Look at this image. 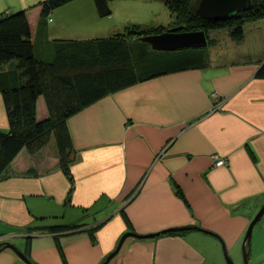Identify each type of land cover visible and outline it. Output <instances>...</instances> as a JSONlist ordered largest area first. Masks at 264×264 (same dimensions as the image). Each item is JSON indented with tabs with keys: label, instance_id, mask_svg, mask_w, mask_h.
<instances>
[{
	"label": "crops",
	"instance_id": "crops-1",
	"mask_svg": "<svg viewBox=\"0 0 264 264\" xmlns=\"http://www.w3.org/2000/svg\"><path fill=\"white\" fill-rule=\"evenodd\" d=\"M37 1L0 0V13ZM131 5L118 6L122 18L112 2L107 16L97 14L94 0L54 8L36 26L35 55L51 58L54 39L113 34L130 20L124 8ZM214 31L204 67L123 87L68 118L71 190L53 136L34 153L20 150L0 172V264H27L5 241L33 264H101L126 232L182 226L200 229L127 236L106 264H227L224 250L242 264L245 232L264 203V78L255 76L264 59V17L244 23L241 42ZM220 45L227 48L211 51ZM36 113L47 115L41 96ZM7 128L0 93V129ZM217 158L224 164L215 165ZM46 217L100 225L93 237L82 227L50 232ZM246 246L247 263L264 264V213Z\"/></svg>",
	"mask_w": 264,
	"mask_h": 264
},
{
	"label": "trees",
	"instance_id": "trees-1",
	"mask_svg": "<svg viewBox=\"0 0 264 264\" xmlns=\"http://www.w3.org/2000/svg\"><path fill=\"white\" fill-rule=\"evenodd\" d=\"M71 0H40L28 7L0 13V93L8 118V128L0 129V172L21 149L34 153L51 136L55 141L60 170L72 176L69 165L73 143L68 118L102 96L134 83L162 74L204 67L207 53L202 48L157 51L140 39L160 33L164 25L125 23L113 34L90 39H54L52 57L39 58L34 52V37L38 22L50 12ZM111 0H94L97 14L111 13ZM171 24L183 31L203 30L207 44L216 39L214 30H226L236 42L244 39V23L264 17V0H252L241 10L224 20L203 19L194 13L193 0H163ZM14 62V69L3 66ZM255 76L264 78V59ZM43 97L47 115L39 119L36 113L38 97ZM178 194L182 195L178 189ZM100 223L54 224L44 226L50 232L83 228L90 237Z\"/></svg>",
	"mask_w": 264,
	"mask_h": 264
},
{
	"label": "water",
	"instance_id": "water-1",
	"mask_svg": "<svg viewBox=\"0 0 264 264\" xmlns=\"http://www.w3.org/2000/svg\"><path fill=\"white\" fill-rule=\"evenodd\" d=\"M252 0H199L197 7L194 9L195 15L203 18V19H211V20H224L238 11L246 10L250 7ZM181 26H174L166 29L163 32L149 34L145 36H141L140 39L142 41L147 42L151 49L157 51H173L179 49H188V48H202L207 45V37L203 30H193V31H183L181 30ZM73 155L71 156V158ZM264 213V203L260 206L257 213L254 215L253 219L250 221L247 230L244 235V241L242 244V254H243V263L247 264L248 262V246L250 242V236L252 232L253 225L260 219L262 214ZM196 228L200 229L198 226H182V227H172L169 229H164L157 233H149V234H136L133 232L124 233L115 249L110 252L104 261L101 264H106L110 258H112L116 252L119 250L123 240L127 236H135V237H153L158 233H164L167 231H181L185 229ZM4 247L11 248L16 254L22 258L27 264H33L26 255L20 251L16 246L12 243L5 244ZM224 256L227 264H234L231 257L227 254L226 250H224Z\"/></svg>",
	"mask_w": 264,
	"mask_h": 264
},
{
	"label": "rangeland",
	"instance_id": "rangeland-1",
	"mask_svg": "<svg viewBox=\"0 0 264 264\" xmlns=\"http://www.w3.org/2000/svg\"><path fill=\"white\" fill-rule=\"evenodd\" d=\"M139 1H142L144 3V6L139 5ZM198 1L199 0H193L192 7H194V9L197 7ZM111 2L114 3L115 8L120 12L119 17H121V18H122L123 13H122V9L119 10L118 6L122 8L125 6V4L129 5L131 2H134V5H131V7H127L126 9L124 8V10H126L127 16L130 18V20H127L128 23H137V24H142V25H160L161 24V25H164L165 27H168V28L174 27V24H171L172 21H171L169 12L163 3L156 2L154 0H111L110 3ZM118 11H116V13H118ZM124 13H125V11H124ZM117 16H118V14L115 16H112V17L116 18ZM168 18H169V20H168ZM261 18H263V17H261ZM89 23L90 24L94 23V24H92V26L99 25L98 24L99 22L96 24V22L90 21ZM250 23H252V22H250ZM249 25H251V24H249ZM175 26H177V25H175ZM88 29H91V28L88 27ZM214 32L215 31L210 32L209 35L212 37V35H214ZM254 36H256V35H254ZM220 48L226 49L227 47L224 45H220V47H218V48L212 47L211 51H217V49H220ZM202 49H206L208 51V49H210V47L208 45L206 47H202ZM43 220H47V221H44V222H47V224H59V222H61V221H55V218H53V217H51V218L46 217ZM58 220H60V219H58ZM11 240H14L16 242L17 238H14ZM8 243H10V242L5 241L3 243V246H5V244H8ZM240 260H241L242 264H244L243 263L242 250L240 253Z\"/></svg>",
	"mask_w": 264,
	"mask_h": 264
},
{
	"label": "built area",
	"instance_id": "built-area-1",
	"mask_svg": "<svg viewBox=\"0 0 264 264\" xmlns=\"http://www.w3.org/2000/svg\"><path fill=\"white\" fill-rule=\"evenodd\" d=\"M214 97H216L215 94H213ZM224 159L223 158H217L216 161L214 162L215 165L219 166V165H222L224 164Z\"/></svg>",
	"mask_w": 264,
	"mask_h": 264
}]
</instances>
